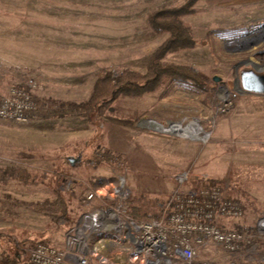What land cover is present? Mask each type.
Instances as JSON below:
<instances>
[{
    "label": "rangeland",
    "instance_id": "1",
    "mask_svg": "<svg viewBox=\"0 0 264 264\" xmlns=\"http://www.w3.org/2000/svg\"><path fill=\"white\" fill-rule=\"evenodd\" d=\"M186 1L0 0V99L19 86L29 89L36 105L79 103L104 71L144 72L169 35L155 33L148 14ZM229 1L195 2L182 17L195 46L166 56L201 74L209 92L174 87L163 96L160 90L117 96L105 112L89 117L0 119V176L8 166L28 173L0 178V214L11 242L6 251L28 264L39 240L63 247L81 215L100 204L85 199L95 184L123 179L130 191L127 208L145 218L158 216L178 187L216 182L231 197L229 181L239 190L245 169L255 172L264 163L256 153L264 151V94L240 91L237 84L240 73L253 68L247 60L264 74V18L253 17L251 5ZM228 27L243 30L226 37L210 33ZM174 126L181 129L169 130ZM182 173L188 179L180 184ZM58 198L65 213L55 220L62 209ZM260 214L246 209L244 217L220 224L251 230ZM255 238L262 243L238 257L247 264L264 263V236ZM224 252L208 244L200 257L224 261Z\"/></svg>",
    "mask_w": 264,
    "mask_h": 264
},
{
    "label": "built area",
    "instance_id": "2",
    "mask_svg": "<svg viewBox=\"0 0 264 264\" xmlns=\"http://www.w3.org/2000/svg\"><path fill=\"white\" fill-rule=\"evenodd\" d=\"M35 108L29 89L13 86L0 99V119L27 122ZM177 179L183 184L188 177L182 173ZM129 193L121 178L93 185L85 199L100 204L81 215L63 247L35 242L28 264H240L237 258L254 250L246 245L249 240L264 236V213L250 231L220 224L225 218L244 217V210L216 182L176 188L157 217H134L126 205ZM208 244L225 251L228 259L201 258Z\"/></svg>",
    "mask_w": 264,
    "mask_h": 264
},
{
    "label": "trees",
    "instance_id": "3",
    "mask_svg": "<svg viewBox=\"0 0 264 264\" xmlns=\"http://www.w3.org/2000/svg\"><path fill=\"white\" fill-rule=\"evenodd\" d=\"M198 0H187L183 5L152 10L148 14V25L155 33L168 32L167 38L148 57L144 72L123 69L119 74L114 75L111 71H104L95 80L91 93L83 102L64 101H40L32 113L30 119H44L49 117H64L70 114L92 116L106 111L109 105L117 96H140L143 93L161 91V96L166 95L174 87H183L196 93H207L210 90V83L198 72L189 66L170 62L166 59L167 54L181 49L192 48L196 40L192 35L191 27L183 20V16L194 11L193 5ZM243 27L217 28L211 31L219 37L235 36L242 32ZM0 178L15 177L28 173L18 167H5ZM61 212L54 219L58 220L64 216L65 205L61 198L57 199ZM134 217L138 216L136 209H132ZM157 217V216H153ZM238 231L242 227L236 228ZM246 229V228H245ZM250 231L249 229H246ZM0 235V238L10 240V237ZM42 241V240H39ZM256 241L253 237L250 243ZM249 243V245H250ZM16 245V243H15ZM0 264H25L15 255L8 251L0 254Z\"/></svg>",
    "mask_w": 264,
    "mask_h": 264
},
{
    "label": "crops",
    "instance_id": "4",
    "mask_svg": "<svg viewBox=\"0 0 264 264\" xmlns=\"http://www.w3.org/2000/svg\"><path fill=\"white\" fill-rule=\"evenodd\" d=\"M229 2L236 3V4H248L253 6V17H260L264 18V0H230ZM1 58L4 59V55H0ZM5 63V62H3ZM7 65H12L14 66L15 64L13 63H5ZM1 97V96H0ZM264 151L258 148L257 150V156L263 157L264 159V154L262 155ZM264 162V161H263ZM230 195L232 198L236 199L242 206L244 210L247 209L249 212H261L262 214L264 213V163L261 164L259 163L257 165V170L253 172V170H250L248 167L245 169V175L241 179V187L238 190V187L235 188V183L230 180ZM21 198H24L26 194L21 193ZM234 196V197H233ZM28 200V199H27ZM31 201V200H29ZM16 213V210H15ZM12 215L13 212H12ZM4 217L2 214H0V235H7V232H5L7 229L6 227L8 224L4 222ZM224 227H228L222 224ZM243 227V226H242ZM245 228V227H243ZM9 233V232H8ZM10 234V233H9ZM262 243V241H259L256 239V242ZM256 242L250 243V240L247 246H250L251 244L254 246V250L257 247ZM250 243V245H249ZM11 245L10 240H6L5 238H0V254L2 251L7 250L6 247L7 245ZM15 248V246L13 247ZM253 250V251H254ZM202 252V251H201ZM226 253V252H224ZM249 254V253H248ZM201 255V253H200ZM224 256V255H223ZM228 254H225V259L224 261L227 260ZM246 258V257H245ZM238 263L240 264H247V259L241 260L240 258L238 259Z\"/></svg>",
    "mask_w": 264,
    "mask_h": 264
},
{
    "label": "water",
    "instance_id": "5",
    "mask_svg": "<svg viewBox=\"0 0 264 264\" xmlns=\"http://www.w3.org/2000/svg\"><path fill=\"white\" fill-rule=\"evenodd\" d=\"M247 63L251 64L253 68L240 73L239 82H237L240 85V91L264 94V74L260 72L254 62L247 60ZM150 122L158 123L148 120V123Z\"/></svg>",
    "mask_w": 264,
    "mask_h": 264
},
{
    "label": "bare ground",
    "instance_id": "6",
    "mask_svg": "<svg viewBox=\"0 0 264 264\" xmlns=\"http://www.w3.org/2000/svg\"><path fill=\"white\" fill-rule=\"evenodd\" d=\"M155 125V124H154ZM157 128H159V129H165V130H168L167 128H163L161 125L159 126H157V125H155ZM179 129H181L179 126H177V127H171L169 130H179Z\"/></svg>",
    "mask_w": 264,
    "mask_h": 264
}]
</instances>
